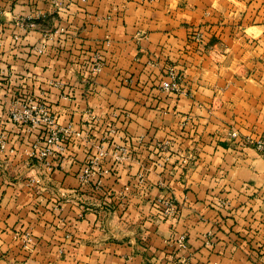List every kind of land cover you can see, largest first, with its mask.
Masks as SVG:
<instances>
[{"label":"crops","instance_id":"1","mask_svg":"<svg viewBox=\"0 0 264 264\" xmlns=\"http://www.w3.org/2000/svg\"><path fill=\"white\" fill-rule=\"evenodd\" d=\"M28 95L83 134L50 167L8 119ZM0 127V264H264V0H0ZM98 139L127 156L83 183Z\"/></svg>","mask_w":264,"mask_h":264},{"label":"built area","instance_id":"2","mask_svg":"<svg viewBox=\"0 0 264 264\" xmlns=\"http://www.w3.org/2000/svg\"><path fill=\"white\" fill-rule=\"evenodd\" d=\"M56 6L59 5V0H53ZM36 16H28L26 18H20L16 25L26 29L35 25ZM14 39H18L17 33L13 34ZM44 46L36 47L38 53L44 51ZM103 66V61L99 54L93 56V60L90 66V73L97 75ZM167 78L161 82V87L165 91L176 92L179 90V75L172 68H169L166 73ZM8 119L12 124L19 125L26 129V133L29 131L37 132V138L27 142L28 157L33 160H38L46 166L50 167L54 162H60L63 153L68 146L77 138L83 137L81 130H73L70 126H62L56 120L55 114L51 111V108L44 102L37 100L28 95L23 98L17 97L13 100L8 107ZM111 127V125L109 126ZM8 130H0V151L13 152L15 149L13 146H9ZM110 131H113L111 128ZM106 141V140H105ZM244 144H249L264 156V133L255 137H246ZM95 157L87 159L85 161V167L83 173L80 175L83 183L89 178L90 171L95 165L100 163L103 159L110 157L114 164L120 163L127 156V148L125 145H117L110 143L104 144V140H101L100 144L95 145ZM100 160L99 161H97ZM160 206H163L164 214L171 215L175 212L174 203L171 200L157 198ZM26 242L30 243L32 237L26 235ZM184 243V236L179 238V244Z\"/></svg>","mask_w":264,"mask_h":264},{"label":"rangeland","instance_id":"3","mask_svg":"<svg viewBox=\"0 0 264 264\" xmlns=\"http://www.w3.org/2000/svg\"><path fill=\"white\" fill-rule=\"evenodd\" d=\"M16 128H18V129H20L21 131H23L24 133H26V129L24 128V127H20L19 125H15V124H13ZM0 130H7L6 128H4V127H0ZM27 134V133H26ZM37 132H35V131H29V133L27 134V139H28V142H30L31 140H34L35 138H37ZM101 140L102 139H98L97 141H95L94 143H93V146L95 147V145L96 144H100L101 143ZM95 153H96V150H95V152L93 153V154H91V155H89V156H87V158L86 159H89V157L91 156V158H94L95 157ZM97 161H99L100 162V160H98L97 159ZM95 166H97V165H95ZM90 175V174H89ZM163 198H161V200H162ZM152 205L154 206V207H156V209H158L161 213H163L164 212V210H163V206L161 207L160 206V204H159V202H158V200L157 199H155V201H153V203H152ZM160 208V209H159Z\"/></svg>","mask_w":264,"mask_h":264}]
</instances>
